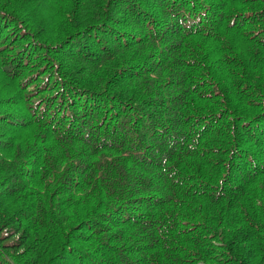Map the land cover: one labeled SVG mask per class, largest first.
<instances>
[{"label":"trees","instance_id":"trees-1","mask_svg":"<svg viewBox=\"0 0 264 264\" xmlns=\"http://www.w3.org/2000/svg\"><path fill=\"white\" fill-rule=\"evenodd\" d=\"M0 264H264V0H0Z\"/></svg>","mask_w":264,"mask_h":264}]
</instances>
